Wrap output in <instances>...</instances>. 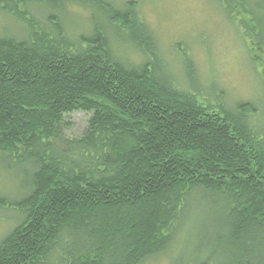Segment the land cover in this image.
Wrapping results in <instances>:
<instances>
[{"label": "trees", "instance_id": "trees-1", "mask_svg": "<svg viewBox=\"0 0 264 264\" xmlns=\"http://www.w3.org/2000/svg\"><path fill=\"white\" fill-rule=\"evenodd\" d=\"M222 1L234 9L244 0ZM30 2L55 9L46 24L28 13ZM70 4L129 31L126 46L145 58L133 65L118 56L120 43L101 23L88 35L68 33L57 11ZM137 7L0 0L27 29L0 37V160L33 170L14 204L24 218L0 238V264H146L182 243L171 264H264L259 109L212 105L157 73L148 60L159 53L157 41ZM257 9L264 24V0ZM250 26V38L259 36ZM253 45L264 50L263 40ZM253 58L264 72V59ZM195 193L219 219L217 259L189 247Z\"/></svg>", "mask_w": 264, "mask_h": 264}, {"label": "rangeland", "instance_id": "rangeland-1", "mask_svg": "<svg viewBox=\"0 0 264 264\" xmlns=\"http://www.w3.org/2000/svg\"><path fill=\"white\" fill-rule=\"evenodd\" d=\"M106 1L121 9L131 1L137 4L138 14L157 41L159 53L156 58H148L150 66L156 68L157 73L174 80L173 83L181 89L197 93L198 97L206 95L215 106L225 102L233 108L237 102L251 103L259 109L257 126L264 134L263 65L253 58V55H258L264 59V50L256 51L253 45L261 40L264 43L263 12L257 9L258 0H244L234 9L232 2L226 6L219 0ZM9 4L12 7V2ZM26 9L39 23L44 24L48 21V14L55 11L53 7L37 2L28 3ZM57 13L68 33L88 35L96 23H101L112 38V43L114 40L120 43L113 46L118 56L133 65L145 58L137 47L132 49L126 46L127 40H131L129 31L126 34L114 29L100 11L70 4L66 10ZM249 13L255 19L253 23L250 22ZM255 23L260 29L254 33L260 35L254 38L252 34L250 38L246 29L252 31L250 25ZM26 31L24 24L13 13L0 9V37L23 36ZM32 172L26 165L14 160H0V238L24 218L23 212L14 204L28 192ZM187 213L188 223L192 222L194 226L189 247L199 252L200 257L210 251L217 259L220 254L215 249V233L219 219L215 211L202 204L195 193ZM177 246L173 254L164 253L146 264H171V259L186 248L183 243Z\"/></svg>", "mask_w": 264, "mask_h": 264}]
</instances>
